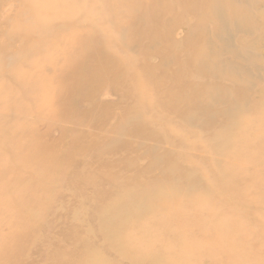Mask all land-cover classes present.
Wrapping results in <instances>:
<instances>
[{
    "label": "rangeland",
    "instance_id": "1",
    "mask_svg": "<svg viewBox=\"0 0 264 264\" xmlns=\"http://www.w3.org/2000/svg\"><path fill=\"white\" fill-rule=\"evenodd\" d=\"M150 1L0 0V254L3 242L16 230L14 217L25 213L21 211L23 189L19 187L44 180L46 170H33L38 154L44 143L57 144L63 139L65 119L60 114L63 104L58 96L71 84L66 77L71 73L68 62L78 59V64H91L96 59L92 49L97 45L125 56L126 51L116 45L128 42L131 30L127 23L136 16L144 18ZM238 9L240 18L231 21L240 25V30H234V42L239 36L243 42L240 66L256 63L254 71L258 73H251L253 77L245 86L247 79L240 71V94L246 90L250 98L243 99L233 111L235 117L228 111L221 120L225 123L219 126L189 122L184 115V121L172 114L166 118L152 97L153 103L137 107L142 117L139 120L148 126L145 138L126 134L114 138L112 129L120 123L123 108L112 107L105 129L101 134L92 132L88 139L92 148L80 156L87 158V176L97 173L101 178L91 182L79 181L73 174L62 176L65 184H46L52 192L44 194L42 185L32 187L38 213L49 216L38 223L31 215L23 221L32 229L49 226L50 232L42 230L34 243L19 246L44 250L52 239L54 252L64 256L58 264H90L93 256L89 260L87 255L92 252L99 264H264V0H240ZM188 18L186 24L193 25L195 18ZM187 34L186 26L177 27L175 42H181ZM221 44L222 38L216 34L214 46ZM233 48L237 52L239 45ZM131 49L127 52L139 57L137 48ZM151 60L157 58L152 56ZM207 101L206 96L205 105ZM124 105H133L132 98ZM231 118H235L232 124ZM102 136L106 140L100 143ZM158 153L170 156L166 159L177 165L179 173L190 167L182 183H166L179 191L178 196L190 200L179 213L172 210L170 220L162 211L157 216L158 227L156 219L144 212L138 219L146 221L148 228L149 221L154 220V229L135 233V238L125 236L127 242L137 241L128 250L111 248L105 238L107 232L100 229L105 217L102 209L134 187L129 184L135 183L129 177L132 171L123 168L126 161L132 158L133 167L142 169ZM156 170L149 177L162 175L159 168ZM173 202L177 206L180 200L175 198ZM133 220L130 217L125 221ZM161 224L165 226L161 228ZM67 227L71 233L60 237ZM133 227L135 230L136 225ZM22 230L27 231L22 227L18 233H24ZM45 254L43 251L41 256Z\"/></svg>",
    "mask_w": 264,
    "mask_h": 264
},
{
    "label": "bare ground",
    "instance_id": "2",
    "mask_svg": "<svg viewBox=\"0 0 264 264\" xmlns=\"http://www.w3.org/2000/svg\"><path fill=\"white\" fill-rule=\"evenodd\" d=\"M239 4L240 0L150 1L146 4L149 11L144 18L136 16L127 23L128 30H131L128 33V42L116 45L119 50L122 48L126 51L125 56H121L118 50L114 51L97 45L92 49L93 57L96 59L91 64L85 61L83 64H78V59L68 62L67 70L71 73L66 74V77L71 84L58 96V100L63 104L60 114L65 119L63 139L57 144L44 143L38 154L33 170L35 172L46 170L48 174L45 175L44 180L38 183H26L19 187L23 189V194L20 195L23 198L20 202L22 203L21 211L25 213L23 217H14L13 225L16 230L3 242L0 264H58L64 257L54 252L52 243L55 242L51 243L52 239H48L49 246L44 250L19 246L23 242L34 243L37 240L36 235L42 230L45 233L50 232L49 226L32 229L23 221L31 215L38 223L46 221L49 216L38 213L39 206L32 187L42 185V194L50 193L52 190L46 187V184H65L61 177L66 178L71 174L75 175L79 181L87 179L97 182L101 177L97 173L94 177H88L89 172L84 165L87 158L84 155L83 158L80 156L86 149L92 148L88 142L92 132L101 134V131L105 129L112 107L122 105L121 108H123L120 123L112 129L114 138H118L121 134L137 136L138 139L145 138L148 126L139 120L142 117L137 107L146 102L153 103L152 97L155 99V107L163 109V115L166 118L172 114L184 121L181 118L184 115V119L189 122L198 120L204 125L213 122L214 125L219 126L225 123L221 120L227 117L225 114L228 111H231V116L235 117L233 111L242 104L243 99L248 101L250 98L246 90L240 94V71L242 78L247 79L245 86L249 83L248 79L253 77L251 73H255L254 75L258 73L254 71L257 68L254 66L256 63L251 66L249 63L240 66L239 49L243 42L240 36L239 40L234 42V30H240V25L231 21V19L240 18V10H236ZM189 15L195 18L193 25L186 24ZM180 26L187 27L188 36L181 42H175L174 32ZM216 34L220 39L222 38V44L219 47L214 46ZM110 44H115V41H111ZM234 45H239L237 52L233 48ZM131 48H137L142 56L137 52L135 53L139 57L129 54ZM244 55L241 53V56ZM152 56H155L157 61L152 62ZM74 67L76 70L72 69ZM135 68L137 71H134ZM225 69L229 70L225 72L223 71ZM196 75L197 80H194L192 77ZM106 95H115L116 98L105 99ZM205 95L209 99L207 101L209 106L205 105ZM128 98H132L133 105H124ZM85 102L88 103L86 106L83 105ZM184 103L185 105L181 106ZM215 115L220 117L213 119ZM231 120L232 124L235 118ZM242 139H245L247 143L246 138ZM105 140L106 137L102 136L100 143ZM132 146L134 144L130 148ZM95 147L93 145V148ZM169 157L158 153L151 164L142 169L133 167L134 159L126 161L123 168L132 171L129 177L134 179L135 183L129 184L134 187H129L120 197H114V203L105 205V209H102L105 217L100 229L107 232L105 238L111 248L128 250L137 241L131 239L127 242L125 236L132 235L131 237L135 238V233L149 232L154 229L152 224L154 220L149 221L148 228L146 221L138 219L144 212L156 219V227H158L160 221L157 216H160L162 211L170 220L172 210L179 213L184 209L186 202H189L190 198L178 196L179 191L171 186L167 187L166 183L171 181L182 183L186 180L190 167L185 166L179 173L177 165L174 163L172 165V162L166 159ZM223 167L224 165L220 166V168ZM156 168H159L162 175L149 177L154 170L157 171ZM188 181L195 183L190 178ZM151 191H159V193L150 194ZM175 198L180 200L177 206L173 202ZM130 217L134 220L126 222L125 220ZM132 225H136L135 230ZM163 226L165 225H160L161 228ZM22 227H25L27 231L22 230L24 233L19 234ZM70 233L71 228L67 227L62 229L59 236ZM43 251L46 253L44 257L41 256ZM34 254L38 258L32 260L30 257ZM87 256L89 260L92 259L90 256H93L90 264H99L96 253L92 252ZM101 260L106 263L103 258ZM129 261L134 263V260ZM253 264L263 263L253 261Z\"/></svg>",
    "mask_w": 264,
    "mask_h": 264
}]
</instances>
